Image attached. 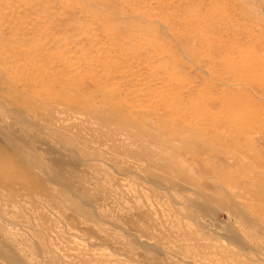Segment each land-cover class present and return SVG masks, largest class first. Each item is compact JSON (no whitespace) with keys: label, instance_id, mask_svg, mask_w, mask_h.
<instances>
[{"label":"rangeland","instance_id":"1","mask_svg":"<svg viewBox=\"0 0 264 264\" xmlns=\"http://www.w3.org/2000/svg\"><path fill=\"white\" fill-rule=\"evenodd\" d=\"M0 264H264V0H0Z\"/></svg>","mask_w":264,"mask_h":264}]
</instances>
